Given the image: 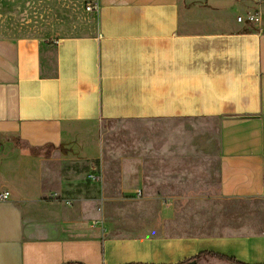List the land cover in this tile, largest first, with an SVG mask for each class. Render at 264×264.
Here are the masks:
<instances>
[{"label":"crops","instance_id":"obj_1","mask_svg":"<svg viewBox=\"0 0 264 264\" xmlns=\"http://www.w3.org/2000/svg\"><path fill=\"white\" fill-rule=\"evenodd\" d=\"M23 15L0 0V264H264V233L243 231L264 210V0ZM216 201L242 204V232L206 220Z\"/></svg>","mask_w":264,"mask_h":264},{"label":"rangeland","instance_id":"obj_2","mask_svg":"<svg viewBox=\"0 0 264 264\" xmlns=\"http://www.w3.org/2000/svg\"><path fill=\"white\" fill-rule=\"evenodd\" d=\"M33 3L34 0H5V11L6 14H9L10 17L12 18H18L20 17L22 14H25L24 18L28 21L30 19L33 18ZM108 142L110 143V145L112 146L115 140L114 137V133L113 130L111 129L110 132L108 133ZM191 194L189 193L187 196H184L181 199V203L182 205H185L187 203H189V201H193V200H197V199H191ZM158 200V204L161 205L163 201H165L166 199H162V198H157ZM163 200V201H162ZM202 200H206V199H202ZM197 204V203H196ZM199 207H204V204L201 203ZM258 206V204H256ZM109 207L112 208V210H116L117 212H120V216L124 217L125 215H127V213L129 214L130 211L127 210L128 205L127 204H123V203H110ZM211 210H208L207 213L208 215H204L206 216V220H209L208 218L212 219V218H216L217 216L220 217L218 219H221L224 215L227 216L226 221H228L229 217L233 216V220L231 219V222H233L234 224V228L241 231V225H242V204L238 203V204H222L218 201H216L215 203L210 204ZM215 209V210H214ZM264 209V208H263ZM228 210H231L232 212L229 214ZM213 211H216L215 213L211 214ZM109 214V215H108ZM106 213V218L105 221L107 222L108 220V216L110 217V219H114L116 216H118V213ZM233 214V215H232ZM230 215V216H229ZM249 218H247L246 223H244V226H246L245 229H243V231H251V232H257V233H264V210L259 211V209L255 208L252 209L249 212ZM210 225V223H209Z\"/></svg>","mask_w":264,"mask_h":264},{"label":"built area","instance_id":"obj_3","mask_svg":"<svg viewBox=\"0 0 264 264\" xmlns=\"http://www.w3.org/2000/svg\"><path fill=\"white\" fill-rule=\"evenodd\" d=\"M255 4H259L261 0H252ZM90 10V8H88ZM239 23L249 24V25H259L262 22L261 12L257 9L254 12H250L245 16L238 17ZM93 174H91L90 179L94 181H100L101 176L97 174V168L93 170ZM142 192L138 193V197L142 198ZM10 198L9 192L0 193V200H8Z\"/></svg>","mask_w":264,"mask_h":264},{"label":"water","instance_id":"obj_4","mask_svg":"<svg viewBox=\"0 0 264 264\" xmlns=\"http://www.w3.org/2000/svg\"><path fill=\"white\" fill-rule=\"evenodd\" d=\"M187 264H196V262L192 261V262H189V263H187Z\"/></svg>","mask_w":264,"mask_h":264},{"label":"trees","instance_id":"obj_5","mask_svg":"<svg viewBox=\"0 0 264 264\" xmlns=\"http://www.w3.org/2000/svg\"><path fill=\"white\" fill-rule=\"evenodd\" d=\"M245 32H247V30H245Z\"/></svg>","mask_w":264,"mask_h":264}]
</instances>
